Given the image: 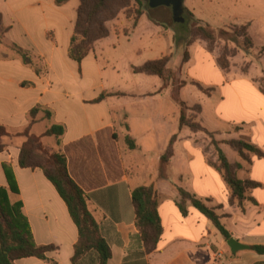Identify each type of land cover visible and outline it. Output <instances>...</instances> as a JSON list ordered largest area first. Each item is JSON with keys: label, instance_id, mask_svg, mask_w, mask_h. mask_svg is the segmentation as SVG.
I'll use <instances>...</instances> for the list:
<instances>
[{"label": "crops", "instance_id": "crops-1", "mask_svg": "<svg viewBox=\"0 0 264 264\" xmlns=\"http://www.w3.org/2000/svg\"><path fill=\"white\" fill-rule=\"evenodd\" d=\"M78 6L79 0L60 5L55 0H0L1 38L14 49L0 56V125L15 134L29 126L43 145L65 155L67 172L86 194L88 210L109 247L106 264H264V254L251 249L264 245V94L259 88L264 77V0H234L233 10L226 12L220 26L245 25L252 43L249 51L231 57L226 69L202 40L190 44L189 59L182 62L187 33L178 66L170 67V56L157 48L158 39L147 52L138 27L145 23L156 28L145 9L134 19V2L130 15L122 10L107 22V37L96 41L80 61L73 60L68 49ZM17 50L33 66L24 64ZM164 56L166 68L183 83L180 99L189 108L199 106L196 116L202 126L213 133L228 161L240 164L237 177L258 184L247 190L243 208L230 202L212 164L216 155L210 138L179 125L173 80L164 86L160 77L133 70ZM54 125L62 132L44 135ZM19 136L0 152V188L27 221L35 244L53 249L44 258H20L15 264H97L94 250L72 261L77 227L42 170L18 165L24 141ZM173 136L172 156L160 177V156ZM231 139L254 145L262 155L249 153L244 160L227 144ZM226 151L238 158L230 159ZM6 170L16 191L8 186ZM150 184L159 195L162 233L155 249L147 251L135 225L131 190ZM179 187L215 209L231 237L250 248L232 252L190 202L183 204L182 213Z\"/></svg>", "mask_w": 264, "mask_h": 264}, {"label": "trees", "instance_id": "trees-1", "mask_svg": "<svg viewBox=\"0 0 264 264\" xmlns=\"http://www.w3.org/2000/svg\"><path fill=\"white\" fill-rule=\"evenodd\" d=\"M67 0H55L60 5ZM132 2L136 4L133 10L134 19L139 17L143 10L149 11L147 0H79V6L76 12L75 26L70 39L68 55L76 61H80L92 49L94 43L108 36L109 29L107 22L116 18L122 11L126 10L127 15L131 14L129 9ZM230 30L231 41L236 46L241 45L244 51H249L252 47L251 40L246 32L245 25H229L222 28H212L209 25H198L187 30V38L185 41V49L182 54V62L189 59L188 47L196 40L206 42L209 50H213V46L223 35H227ZM0 31L3 28L0 23ZM24 64L31 65L32 61L27 54L18 51ZM234 55V50L229 49L227 44L223 46L221 52L217 54L216 62L222 68L229 66V58ZM168 57L164 56L145 62L139 67H134L135 72L156 75L163 80L165 86L168 81L173 80L174 93L173 99L179 105V125L188 127L192 132H203L210 138V143L214 147L216 162L213 166L220 173L227 189L230 193V202L235 201L237 205L243 208V202L246 199L247 190L258 186L256 182L249 180H241L237 177L236 171L240 167L238 163H230L222 150L219 148V142L214 139L213 133L209 132L202 126L200 120L197 119L196 113L199 106L194 105L189 108L179 97V89L182 82L176 81L174 74L168 68L166 63ZM37 71V70H36ZM174 82H176L174 84ZM199 88L200 86L196 84ZM260 91L264 94V77L260 79ZM193 110L194 112H189ZM33 114V110L31 111ZM33 120L30 121V123ZM62 132L60 126H51L44 132V135H59ZM10 135L3 125H0V152L4 149L5 144L2 142L4 136ZM22 135L25 140L20 146L18 165L20 167L40 168L44 176L52 183L67 206L70 217L75 223L78 230V240L74 245V255L72 261L75 262L79 257L90 250H94L98 254L97 264H106L110 257V250L105 240L101 237L98 225L92 217L87 207V197L83 190L71 179L67 172L66 157L60 151L49 152L41 142V136L31 134L29 126L22 132L16 133V136ZM173 136L165 151L160 156V177H163L166 166L172 156ZM129 146L133 144L126 138ZM227 144L235 150L240 157L248 160L249 153L261 156L262 153L254 145L244 140H228ZM6 179L11 191H16L13 176L6 170ZM180 201L177 203L182 213H186L183 204L188 201L192 206L198 209L206 218H208L218 232L225 240L231 237L224 225L220 222V216L215 209L208 207L200 199L193 194L177 188ZM159 195L152 184L141 185L131 190V204L134 210L135 225L140 234V238L147 251L155 249L158 239L162 233L160 218L158 215ZM53 249L52 246L36 245L31 229L17 210L9 205L6 191L0 188V264H15V260L25 257L44 258V253ZM251 249L259 254H264V245H253Z\"/></svg>", "mask_w": 264, "mask_h": 264}, {"label": "rangeland", "instance_id": "rangeland-1", "mask_svg": "<svg viewBox=\"0 0 264 264\" xmlns=\"http://www.w3.org/2000/svg\"><path fill=\"white\" fill-rule=\"evenodd\" d=\"M142 1L146 3V0ZM233 8L234 0H183L182 11L178 15H174L170 8L166 6L151 8L148 11L146 18L150 22H152V25L156 29L150 30L147 24L141 23L138 27V34L141 38L143 37L142 39H145V43H147L148 49L147 52H149V49L153 48L155 39H158L160 43L157 48L162 47V51L170 56V67H175L179 65V61L177 58L178 55L181 54L180 48H184L183 41L187 30L191 27H196L198 25L204 24V22L202 21H208V23H211L212 25L222 27L220 25H222L223 23L226 12L228 10H233ZM196 15L199 16V20L197 19L198 17ZM157 32H159V35H157ZM231 35V31L227 30V35H223L221 39H219L218 42L213 46L216 54L221 52V49L225 44H227L229 49L234 50L233 56H235L239 50L246 52L243 50L241 45L236 46L234 42L225 40L226 38H231ZM1 36L2 32L0 31V56L9 51H14V49L8 43H5L2 40ZM260 54H263V50L260 51ZM175 83L176 82H174V84ZM8 133L10 135L4 136L2 138V142L5 145L8 143L10 144L12 143V141L18 139V136H16L15 133ZM19 137L23 136L21 135ZM126 138L128 137L124 138V143L128 145V147H130ZM207 138L209 137L207 136ZM44 147L49 152H54V149L52 147H46L45 145ZM226 152L230 159L238 158L235 152ZM141 164L143 165L144 162L141 161Z\"/></svg>", "mask_w": 264, "mask_h": 264}, {"label": "water", "instance_id": "water-1", "mask_svg": "<svg viewBox=\"0 0 264 264\" xmlns=\"http://www.w3.org/2000/svg\"><path fill=\"white\" fill-rule=\"evenodd\" d=\"M182 1L183 0H148V6L151 8L158 7V6H168L171 8L174 15H178L182 11ZM226 244L230 248L232 252L241 250V249H248L250 246L246 244L240 243L233 237H230L226 240Z\"/></svg>", "mask_w": 264, "mask_h": 264}, {"label": "flooded vegetation", "instance_id": "flooded-vegetation-1", "mask_svg": "<svg viewBox=\"0 0 264 264\" xmlns=\"http://www.w3.org/2000/svg\"><path fill=\"white\" fill-rule=\"evenodd\" d=\"M148 1V0H147Z\"/></svg>", "mask_w": 264, "mask_h": 264}]
</instances>
